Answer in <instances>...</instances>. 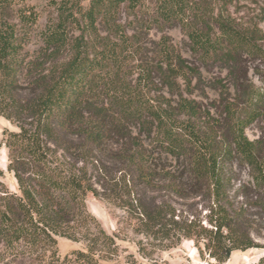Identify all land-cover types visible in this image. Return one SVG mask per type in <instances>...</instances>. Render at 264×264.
Returning <instances> with one entry per match:
<instances>
[{"label":"trees","instance_id":"trees-1","mask_svg":"<svg viewBox=\"0 0 264 264\" xmlns=\"http://www.w3.org/2000/svg\"><path fill=\"white\" fill-rule=\"evenodd\" d=\"M27 1L0 0V117L18 127L5 132L17 189L0 178V264H121L113 263L118 234L89 210V193L124 210L156 247L192 239L200 253L225 262L258 246L249 217H264V147L246 129L264 116V90L240 64L264 56V34L228 12L238 0H157L154 20L180 26L203 66L163 40L154 62L140 58L136 69L128 51L143 50L120 19L142 0H53L56 15L31 58L23 50L38 14ZM100 26L111 34L102 36ZM211 66L233 80V88L214 83L217 115L181 89ZM236 165L250 168L249 184L261 192L252 202L245 184L235 188ZM203 200L212 227L177 214L176 205ZM57 237L85 247L61 258ZM125 264L142 263L129 256ZM243 264H264V256Z\"/></svg>","mask_w":264,"mask_h":264},{"label":"rangeland","instance_id":"rangeland-1","mask_svg":"<svg viewBox=\"0 0 264 264\" xmlns=\"http://www.w3.org/2000/svg\"><path fill=\"white\" fill-rule=\"evenodd\" d=\"M156 1L142 0L138 9L130 11L126 8L122 10L120 23L124 25L128 35H138L137 46L143 50L142 54L138 55L130 48L128 53L130 52L129 58H132L131 67L136 69L137 61L140 58H144L148 62H154L153 58H155V55L153 51L158 48L163 40L178 49L190 62L202 65L198 55H195L190 50L188 37L180 26L170 27L154 20ZM211 1L213 2L214 0ZM26 5L35 9L38 14V22L30 32L23 52L29 57H35L42 45L40 31L45 28L48 17L55 16L56 11L53 0H28ZM228 10L239 23L245 26L257 24L264 34V0H238L231 4ZM13 22H16V19L13 18ZM100 33L102 36L111 34L110 30L104 26H100ZM112 37L114 39L117 38L115 34ZM261 48L264 53V39L261 42ZM244 58L240 64L242 75L246 73L247 81L264 90V82L261 79L264 76V56ZM201 68V80L193 77L191 86L187 89L185 84H182L181 89L185 96L195 99L203 105V109L210 110L214 115H217L221 111L220 94L214 83L223 81L233 88V80L227 77L226 70H221L219 67ZM168 91V89L163 87L160 92L169 97L171 94ZM6 131H18V127L5 117H0V170L3 171V175L0 178L7 187L15 191L17 189L16 179L13 173L8 170V149L5 145ZM246 134L251 140H259L264 147V116L251 124L246 129ZM235 168L237 170L235 188H237L239 183L245 184V193L250 196L249 200L252 202L256 194H261V192L257 191L252 184H249L251 182L250 168L244 165H236ZM261 199L264 200V197ZM233 200L238 204L241 201V195L237 198L233 196ZM86 202L89 210L101 221L104 228L111 234H118L116 242L119 254L113 263L125 264L127 257L133 256L142 264H204L205 262L210 264H243L258 262L264 256V217L258 215L249 217L253 220L250 232L258 246L246 250H234L225 262H218L208 252L200 253L192 239L183 238L178 243L173 242L169 247H156L154 246L156 244L154 240L133 230L134 221L129 219L128 214L124 210L110 205L92 193L87 195ZM209 204L210 202L205 200L201 203L189 201L182 205L178 204L176 205L177 214L182 218L189 217L192 219L194 217L195 219H201L204 226L212 227L207 221L209 216H211ZM248 209L250 213L259 214L258 212L260 211L259 208L252 206ZM191 212L194 213L193 216ZM84 247L82 242L57 237V251L61 258L73 250L84 249ZM139 248H142L148 256L145 257L141 254ZM1 264L39 263L32 260H20L16 263Z\"/></svg>","mask_w":264,"mask_h":264},{"label":"built area","instance_id":"built-area-1","mask_svg":"<svg viewBox=\"0 0 264 264\" xmlns=\"http://www.w3.org/2000/svg\"><path fill=\"white\" fill-rule=\"evenodd\" d=\"M203 264V263H202ZM204 264H210L209 262H205Z\"/></svg>","mask_w":264,"mask_h":264}]
</instances>
